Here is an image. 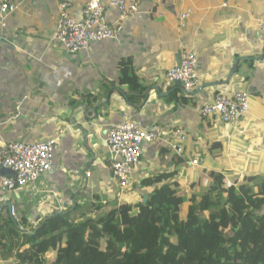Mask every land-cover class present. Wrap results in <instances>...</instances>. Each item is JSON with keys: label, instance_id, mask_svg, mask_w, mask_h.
I'll return each instance as SVG.
<instances>
[{"label": "crops", "instance_id": "1", "mask_svg": "<svg viewBox=\"0 0 264 264\" xmlns=\"http://www.w3.org/2000/svg\"><path fill=\"white\" fill-rule=\"evenodd\" d=\"M10 1L16 9L0 45V148L11 141H58L46 175L32 189L0 191V210L9 202L14 214L38 224L76 200L98 208L88 218L117 199L137 200L143 180L156 174L172 175L197 197L209 187L211 171L232 183L264 176V34L258 26L264 0H136L137 10L126 17L106 6V21L120 26L118 34L70 55L55 39L57 5L67 1L70 15L80 18L85 0ZM187 9L180 29L179 15ZM188 50L197 56L198 84L186 92L168 84L165 73ZM124 66L142 94L121 83ZM235 91L249 95L248 112L236 127H225L217 114L198 115L216 93ZM124 113L142 128L159 125L165 135L184 130L186 158L175 156L166 138L143 144L130 189L120 195L105 140ZM193 158L200 163L191 165Z\"/></svg>", "mask_w": 264, "mask_h": 264}, {"label": "trees", "instance_id": "2", "mask_svg": "<svg viewBox=\"0 0 264 264\" xmlns=\"http://www.w3.org/2000/svg\"><path fill=\"white\" fill-rule=\"evenodd\" d=\"M120 81L133 95L142 94L129 67ZM209 177L197 197L172 175L156 174L143 180L137 200L113 203L88 218L98 208L76 200L38 224L5 207L0 264H264V176L233 183L219 172Z\"/></svg>", "mask_w": 264, "mask_h": 264}, {"label": "built area", "instance_id": "3", "mask_svg": "<svg viewBox=\"0 0 264 264\" xmlns=\"http://www.w3.org/2000/svg\"><path fill=\"white\" fill-rule=\"evenodd\" d=\"M106 6L116 8L121 17H126L137 10L138 3L136 0H85L80 18H74L67 10L68 2H59L55 39L66 54L86 50L91 42L113 38L118 34L120 26H112L106 21L104 15ZM15 9L14 2L0 0V45L8 16ZM189 12L187 9L180 13L178 20L180 29L185 27L184 20ZM258 26L264 34V15ZM196 63V53L191 50L185 51L179 62L166 71L165 81L168 84L179 83L186 92L191 91L198 84ZM248 109L249 95L246 91H235L230 95L216 93L211 102L198 109V115L206 117L217 114L225 127H236ZM165 138L168 139L169 150L175 156L185 159L183 143L186 140V133L180 128H174L165 135L159 125L152 124L142 128L125 113L118 123L110 126L105 143L109 154V166L120 195L130 189V173L142 154L143 144ZM57 141L58 138L51 137L32 142L3 143L0 148V168H9L13 174L0 173V191L6 193L15 188H34L39 178L46 175L53 164ZM189 163L196 166L200 160L193 158ZM85 175L90 177L91 172L87 171ZM117 202L121 200L117 199ZM10 214L15 215L12 207Z\"/></svg>", "mask_w": 264, "mask_h": 264}, {"label": "water", "instance_id": "4", "mask_svg": "<svg viewBox=\"0 0 264 264\" xmlns=\"http://www.w3.org/2000/svg\"><path fill=\"white\" fill-rule=\"evenodd\" d=\"M0 173H1V174H4V175H12V174H13V172H12L9 168H0ZM146 199H147V195L145 194V195L143 196V202H145ZM6 206L8 207L9 212H10V209H11V203L7 202ZM36 219H38V218H36Z\"/></svg>", "mask_w": 264, "mask_h": 264}]
</instances>
